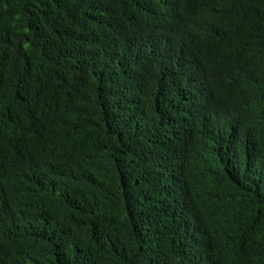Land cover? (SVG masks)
I'll return each instance as SVG.
<instances>
[{"label":"trees","instance_id":"trees-1","mask_svg":"<svg viewBox=\"0 0 264 264\" xmlns=\"http://www.w3.org/2000/svg\"><path fill=\"white\" fill-rule=\"evenodd\" d=\"M0 264H264V0H0Z\"/></svg>","mask_w":264,"mask_h":264}]
</instances>
